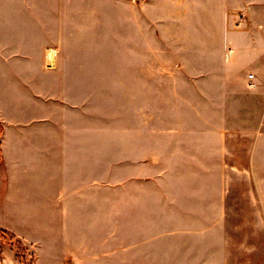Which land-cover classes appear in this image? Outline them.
Returning <instances> with one entry per match:
<instances>
[{
  "label": "rangeland",
  "instance_id": "rangeland-1",
  "mask_svg": "<svg viewBox=\"0 0 264 264\" xmlns=\"http://www.w3.org/2000/svg\"><path fill=\"white\" fill-rule=\"evenodd\" d=\"M197 6V0H0V230L9 234L0 231V264H60L49 262L42 233L15 229V149L12 156L5 148L19 127L31 167L43 172L39 121L51 123L53 136L89 142L79 169L110 201L96 209L102 215L114 206L116 216L92 225L85 218L81 227L115 237L117 264L124 201L139 196V185L147 186L149 235L166 227L154 218L164 195L179 201L181 223L194 215L196 231L212 227L214 237L204 219L217 213L223 141L259 130L264 94L248 87L254 71L227 62L214 40L203 46L210 34L197 31L209 26L208 9ZM249 15L244 41L256 35ZM12 74L27 97L9 94Z\"/></svg>",
  "mask_w": 264,
  "mask_h": 264
},
{
  "label": "crops",
  "instance_id": "crops-1",
  "mask_svg": "<svg viewBox=\"0 0 264 264\" xmlns=\"http://www.w3.org/2000/svg\"><path fill=\"white\" fill-rule=\"evenodd\" d=\"M199 1L197 7L208 9L209 26L197 32L211 38L201 40L205 41L203 46L214 40L224 49L227 62L254 71L255 86H250L247 76L248 87L264 94V82L259 84L258 80L264 81V40L260 36L264 32V0ZM245 1L250 3L245 8L249 13L242 9ZM249 14L256 35L244 41ZM9 79V94L26 96L18 77L12 74ZM39 124L43 129L39 139L45 160L43 172L31 167L30 147L18 135L19 127L15 126L14 140L5 148L11 154L15 149V229L32 236L42 233L50 263L117 264V255L110 249L115 247V237L85 232L81 227L85 218L92 225L102 219L107 224L116 216L113 204L109 209L110 201L101 200L99 184L90 178L85 182L79 169L88 148L84 144L89 142L81 136H53L50 122ZM257 127V132L223 141L217 213L209 221L204 219L214 225V237L212 227H205L202 233L196 231L194 215L185 216L181 223L179 201L164 195L157 202L154 218L157 225L166 227L149 235L147 186L139 185V196L131 195L124 201L122 264H264V118ZM105 203L109 207L101 215L96 207ZM37 210L44 211L43 216H37Z\"/></svg>",
  "mask_w": 264,
  "mask_h": 264
},
{
  "label": "built area",
  "instance_id": "built-area-1",
  "mask_svg": "<svg viewBox=\"0 0 264 264\" xmlns=\"http://www.w3.org/2000/svg\"><path fill=\"white\" fill-rule=\"evenodd\" d=\"M248 80L251 82L250 83V86H255V81H256V76H255V74L254 73H251V74H249L248 75Z\"/></svg>",
  "mask_w": 264,
  "mask_h": 264
},
{
  "label": "bare ground",
  "instance_id": "bare-ground-1",
  "mask_svg": "<svg viewBox=\"0 0 264 264\" xmlns=\"http://www.w3.org/2000/svg\"><path fill=\"white\" fill-rule=\"evenodd\" d=\"M52 53H53V50H50V51L48 52V56H47L48 61H50V60L52 59ZM48 65H49V63H48ZM51 66H52V65H51Z\"/></svg>",
  "mask_w": 264,
  "mask_h": 264
},
{
  "label": "trees",
  "instance_id": "trees-1",
  "mask_svg": "<svg viewBox=\"0 0 264 264\" xmlns=\"http://www.w3.org/2000/svg\"><path fill=\"white\" fill-rule=\"evenodd\" d=\"M1 231V233L2 234H4V235H9L6 231H4V230H0Z\"/></svg>",
  "mask_w": 264,
  "mask_h": 264
}]
</instances>
